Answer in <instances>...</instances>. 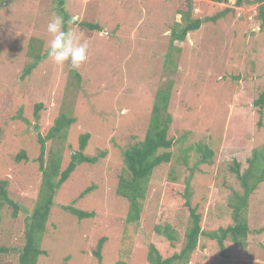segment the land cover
Instances as JSON below:
<instances>
[{
    "label": "rangeland",
    "instance_id": "rangeland-1",
    "mask_svg": "<svg viewBox=\"0 0 264 264\" xmlns=\"http://www.w3.org/2000/svg\"><path fill=\"white\" fill-rule=\"evenodd\" d=\"M182 1L0 0V180L20 205L16 218L9 209L2 211L0 246L23 243L25 220L40 186L32 125L37 122L44 136L61 113L75 119L65 142L47 143L48 149H62L61 169L77 150L81 134L90 136L85 155H105L93 165H78L57 191L41 243L45 255L37 264H99L93 253L102 238L101 264H149V244L163 258L178 253L184 244L181 234L176 232L173 246L156 245L152 237L171 177L175 185H189L204 233L233 225L229 204L242 188L231 168L237 163L243 172L251 151L264 145V108L258 125L253 106L264 89V33L252 30L259 28L253 0H242L240 6L236 0H193L197 18L232 12L203 23L183 42L170 43ZM62 12L67 19L78 15L81 22L101 28H73L89 45L87 61L73 72L47 56L46 25L53 13ZM32 45L42 59L22 78L32 62ZM169 81L171 161L154 170L140 220L129 225L128 203L115 193L124 169L123 151L143 140L154 95ZM37 104L42 110L35 121ZM198 144L213 152L209 163H201ZM21 151L28 160L16 162ZM89 187L93 189L80 197ZM64 206L93 212L94 217L78 220ZM243 216L249 233L242 246L227 239L222 256L215 241L201 237L187 264H264V182L250 196ZM176 218L178 228L187 226L186 215ZM16 259L14 254L0 255V264H16Z\"/></svg>",
    "mask_w": 264,
    "mask_h": 264
},
{
    "label": "trees",
    "instance_id": "trees-1",
    "mask_svg": "<svg viewBox=\"0 0 264 264\" xmlns=\"http://www.w3.org/2000/svg\"><path fill=\"white\" fill-rule=\"evenodd\" d=\"M213 3L226 4L229 0H210ZM242 0H236V6L242 5ZM62 3L60 2L59 6ZM252 5L256 6V18L259 21V29L264 33V0H253ZM62 10L61 8L59 9ZM193 0H183L177 6V14L180 21L173 24L170 29V43L183 42L189 33L200 29L203 23L213 22L232 12L231 9H224L211 18H197L193 14ZM64 19H67L65 12L61 13ZM80 26L90 30L100 32L101 28L97 24L80 22ZM30 58L32 62L24 69L23 76L30 74L37 64L41 61V56L34 51V46H30ZM73 72V70H71ZM74 77L79 78L76 73ZM153 98L149 123L146 128L144 138L139 143L132 145L123 151L124 169L118 177L115 193L118 197L128 203V212L125 223L138 224L143 205L147 197L148 186L154 170L168 164L171 161L174 142L168 138V129L171 124V116L168 113V106L172 90V81L163 84ZM260 118L264 108V89L253 102ZM42 110V105L37 104L34 107V118L38 120V113ZM25 124L29 122L23 120ZM75 122V119L66 114H59L54 120L53 125L47 133L42 136L38 132L37 122L34 123L33 129L36 135L38 145V156L35 161L38 164V170L41 175V182L32 208L31 214L26 218L24 224L23 243L18 248H5L0 246V255H16V264H37L38 259L45 255L41 249L43 235L46 224L53 205L54 197L60 187L65 183L76 167L82 163L95 164L99 158L104 157L101 152L97 157H89L84 151L87 147L89 134H81L77 140V150L70 155V160L64 169H61L62 149L57 146L55 149H48L47 143L54 142L61 145L66 140V133L69 127ZM196 151L201 155V163H209L213 157V152L202 144L196 146ZM23 151L15 156V161H27ZM247 168L240 172L239 165L233 164L231 172L235 174L239 181L242 192L241 194L233 193L229 207L232 209L233 225L226 228H219L215 232L204 233L201 229L202 216L197 206L191 203L192 192L189 185L179 186L173 184L174 177L166 182L164 195L156 212V222L153 227L152 237L156 245L173 246L176 240V234L184 237V244L178 253L171 257L163 258L154 244H149L146 253V260L149 264H187L190 255L196 250L198 241L205 237L215 241L219 252L224 256V242L229 239L234 245L242 246L249 233L247 222L243 218L247 210L248 200L257 187L264 182V145L260 148L253 149L250 157L246 160ZM93 188L85 189L80 197L89 193ZM11 211V217L16 218L20 211V205L12 200L8 194V185L5 180H0V227L2 221V211L4 209ZM63 211L70 213L78 220L94 217L93 212L80 211L72 206H64ZM183 213L187 216V226L178 228V219L176 215ZM177 232V233H176ZM106 239L102 238L98 242L97 249L93 255L101 264V250Z\"/></svg>",
    "mask_w": 264,
    "mask_h": 264
},
{
    "label": "clouds",
    "instance_id": "clouds-1",
    "mask_svg": "<svg viewBox=\"0 0 264 264\" xmlns=\"http://www.w3.org/2000/svg\"><path fill=\"white\" fill-rule=\"evenodd\" d=\"M80 22L78 15H72L67 20L58 13L51 15L46 25L49 34L47 56L57 66L76 70L87 61L88 42L81 33L73 30L74 27L78 28ZM252 30L259 31V28Z\"/></svg>",
    "mask_w": 264,
    "mask_h": 264
}]
</instances>
